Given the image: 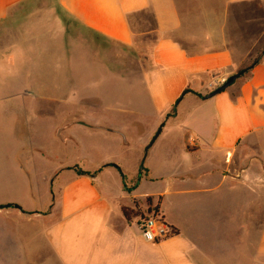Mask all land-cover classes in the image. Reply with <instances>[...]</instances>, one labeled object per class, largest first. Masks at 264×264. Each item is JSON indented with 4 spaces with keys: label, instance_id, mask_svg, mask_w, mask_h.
<instances>
[{
    "label": "crops",
    "instance_id": "crops-1",
    "mask_svg": "<svg viewBox=\"0 0 264 264\" xmlns=\"http://www.w3.org/2000/svg\"><path fill=\"white\" fill-rule=\"evenodd\" d=\"M223 1L228 8L252 0ZM147 11L153 29L143 34L153 32L155 39L151 67L137 85L139 99L125 105L104 93L85 98L109 103L102 113L78 112L77 129L113 145L96 166H80L91 174L70 166L38 173L35 159L16 160L6 169L7 156L39 147L12 138L16 123L7 127L4 121L7 114L22 115L15 102H30L26 124L38 114L31 105L38 95L28 90L29 59L17 47L22 19L46 17L49 29L36 30L50 42L46 53L76 58V49L55 47L71 29L133 48L138 33L131 17ZM228 20V13L207 19L204 37L211 48L198 50L183 41L177 0H0V207L11 205L0 209V264H264V57L225 91L208 97L244 65V55L226 40ZM8 66L16 70L10 77ZM6 99L15 100L8 110ZM137 118L150 125L135 147L129 181L123 155ZM134 203L145 216L158 206L178 233L159 243L146 241L141 218L128 221L123 214Z\"/></svg>",
    "mask_w": 264,
    "mask_h": 264
},
{
    "label": "rangeland",
    "instance_id": "rangeland-1",
    "mask_svg": "<svg viewBox=\"0 0 264 264\" xmlns=\"http://www.w3.org/2000/svg\"><path fill=\"white\" fill-rule=\"evenodd\" d=\"M177 2L184 19L183 41L189 43V47L198 50L210 49L211 43H208L204 37L208 24L207 19L214 20L215 16L228 13L226 40L236 49L240 57L244 55L242 69L248 67L262 54L264 50V0L246 1L228 8L225 7L223 0H203V5H199L198 0H177ZM23 19L19 23L23 29L17 47L20 48L19 55H22L24 60L29 59L28 67L32 70L33 77L28 90L38 95V100L31 103L38 114L36 119L32 118L31 126L26 124L30 118L24 109L30 106V102H15L16 106L21 105V110L18 108L17 110L22 111V115L12 118L7 114L4 121L7 127L16 123V133L11 134L12 138L15 136L22 142L27 140L38 142L39 147L35 152L20 151L14 158L7 156L5 168L8 170L13 168L16 160L35 159L34 167L38 173L51 174L56 167L66 168L67 166L80 173L83 171L82 167H90L91 164L96 166L95 162L99 161L101 155L113 147L111 143L102 142L84 134L82 130H79L80 128L77 129L78 126L75 124L79 119L82 120L78 117L80 113L98 115L102 113L103 106L109 104L88 101L85 98L92 99L96 95L107 93L114 99H120L121 104L125 105L132 104L133 99L135 101L139 99L137 95H139L140 86L137 87V85L143 73L151 67L149 49L155 39V34L153 32L143 33L153 29L152 14L147 11L131 17L133 30L138 33L137 46L133 48L122 47L93 36L78 35L71 29L70 35L63 41L60 40L55 47L59 49L64 45L66 49L74 51L76 49V58H73L71 54L46 53L45 48L48 45L49 50L52 49L50 42L46 43L47 40L41 35L36 36V30L47 26L49 29V21H44L46 17L36 20L25 18V21ZM30 33L35 36L26 37ZM216 40L221 43V36ZM15 72L14 67L8 66L6 76L10 77ZM13 101L15 100H5L7 110L10 109V105L15 104ZM112 115L117 114L112 113ZM112 115H108L107 118L110 120L115 117ZM137 119L134 124L130 125L131 133L127 138L129 147L123 155V160L127 162L129 181L134 180L136 151L139 149L135 147L141 145L142 138L150 125L146 118ZM86 121L88 122L89 119ZM69 125H74V127L66 130ZM67 136L70 137L69 141L65 139ZM13 141L10 140V142ZM5 184L9 186L10 182H5ZM147 205L145 203L146 208ZM144 211L147 212V209Z\"/></svg>",
    "mask_w": 264,
    "mask_h": 264
},
{
    "label": "built area",
    "instance_id": "built-area-1",
    "mask_svg": "<svg viewBox=\"0 0 264 264\" xmlns=\"http://www.w3.org/2000/svg\"><path fill=\"white\" fill-rule=\"evenodd\" d=\"M225 81L226 79L222 80L219 85H223ZM139 229L142 237L146 241L152 243H159L176 235L171 226L165 222L160 213L155 211H153L151 215L146 216L144 219H140Z\"/></svg>",
    "mask_w": 264,
    "mask_h": 264
},
{
    "label": "trees",
    "instance_id": "trees-1",
    "mask_svg": "<svg viewBox=\"0 0 264 264\" xmlns=\"http://www.w3.org/2000/svg\"><path fill=\"white\" fill-rule=\"evenodd\" d=\"M264 57V50L262 52V54L256 58L248 67L241 69L240 71H245L244 75H246L254 66H256L258 63L261 62V60ZM200 96V95H199ZM201 97V96H200ZM170 116V115H169ZM80 175H90L91 173L88 171H80L79 173ZM148 203H151V199H147ZM134 209L132 208H126L123 207V214L125 216V218L130 221L133 218H137L140 217L141 219H144L146 216L144 215V213L140 210L139 206L137 203H134ZM155 211L158 212V206L155 207ZM151 212V211H149ZM173 229V231L175 232V234L178 233V231L176 229H174L173 227H171Z\"/></svg>",
    "mask_w": 264,
    "mask_h": 264
},
{
    "label": "water",
    "instance_id": "water-1",
    "mask_svg": "<svg viewBox=\"0 0 264 264\" xmlns=\"http://www.w3.org/2000/svg\"><path fill=\"white\" fill-rule=\"evenodd\" d=\"M244 73H245V71H240L239 73L229 77L221 87H219L218 89L213 91L211 94H209L208 97H213V96L225 91L227 88H229L231 85H233L235 83V81L237 79H239ZM160 132H161V129H159L157 131V133L155 134V136L153 137V139L150 141L149 145L147 146V149L154 143V141L156 140V138L158 137ZM4 207L10 208L11 205H7V206H4ZM4 207H0V209L4 208ZM14 207L20 209V207L17 206V205H14Z\"/></svg>",
    "mask_w": 264,
    "mask_h": 264
}]
</instances>
